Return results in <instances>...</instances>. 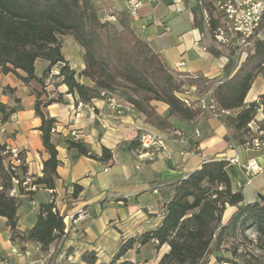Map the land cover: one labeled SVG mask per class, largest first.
<instances>
[{"label":"trees","instance_id":"obj_1","mask_svg":"<svg viewBox=\"0 0 264 264\" xmlns=\"http://www.w3.org/2000/svg\"><path fill=\"white\" fill-rule=\"evenodd\" d=\"M114 17L111 22L107 18ZM201 25L202 20L200 19ZM215 22L211 24L214 28ZM70 36L81 50L85 65L76 73L65 60L59 38ZM246 57L237 65L236 49L223 69L221 78H207L171 70L143 40L133 27L126 11L115 12L107 0H0V73L12 74L22 84H35L34 113L41 121L38 130L48 158L42 163V176L32 185L53 190L58 179L57 145L51 130L56 120L49 117L47 108L62 103V95L49 91L54 86L65 85L67 94L77 97V102L89 104L92 99L106 92L135 109L146 124L160 130H172V116L194 120L204 114L200 107L188 108L181 103L177 93L194 86L202 95L210 91V101L215 114L221 115L232 130V138L242 145L252 135L248 124L255 120L264 102L244 103L257 77H264V15L257 33L251 39ZM47 63L40 77L35 74L36 62ZM55 67L58 73L52 74ZM93 85L79 82L80 78ZM14 89L4 87L0 94L11 95ZM160 101L168 106L164 116L151 106ZM15 109L0 101V121L4 125ZM264 132V119L258 124ZM67 151L109 165L112 151L102 147L101 153H93L81 141L64 137ZM136 142H132V146ZM6 145L0 144V217L6 219L10 240L32 242L41 253L64 235L63 216L52 211V203L39 205L36 221L25 233L17 229V211L20 196L32 200L34 191L18 187V197H11V175L5 169L7 156L2 155ZM225 160L203 163L184 179L168 185L170 196L163 205L160 224L153 230L124 241L107 264H134L122 260L135 248L153 243L156 249L167 247L157 264H264V200L245 203L241 190L232 191ZM25 176V167L21 168ZM36 189V190H37ZM81 188L74 185L73 196ZM227 207L235 210L223 222ZM251 232V237L248 235ZM230 243V246H225ZM85 264L98 263L95 253L82 256Z\"/></svg>","mask_w":264,"mask_h":264},{"label":"crops","instance_id":"obj_2","mask_svg":"<svg viewBox=\"0 0 264 264\" xmlns=\"http://www.w3.org/2000/svg\"><path fill=\"white\" fill-rule=\"evenodd\" d=\"M127 0H107L115 12L125 11ZM139 20L133 22V27L148 46L157 53L163 62L173 71L189 75H202L207 78H221L229 53L224 49H216L209 42L206 29L201 25L200 13L195 0H149L145 1L138 11ZM61 51L69 66L78 74L85 65L81 50L70 36L59 38ZM184 65L178 69L177 63ZM47 63L36 62L35 74L40 77ZM58 71V67L53 69ZM79 82L87 86L93 84L80 78ZM52 81L47 86L54 94L62 95V103H54L47 108L49 117L56 120V133L52 135L57 145L58 179L53 189L56 206L62 214H70L78 208L86 211L90 206L97 208L95 217H89L72 227L63 238L49 246L52 250L65 251L68 264H85L82 256L93 252L98 263H109L119 246L126 240L146 231L155 229L161 222L162 207L168 201L170 189L168 185L178 179L186 178L203 163L211 160H225L238 156L241 165L228 163L226 167L230 178L232 191L241 190L244 202L254 203L264 200V148L245 153L232 138V130L224 123L222 117H213L204 113L194 120H185L172 116L169 122L172 130H160L146 124L143 117L132 107L128 111L117 114L109 109L106 100L99 96L89 104L77 108V97L67 94V87H55ZM4 87L14 89L11 95L0 94V101L15 109L17 123L0 121V127L5 133L0 136V144L18 148L25 161V176L36 178L42 176V163L48 158L41 141L38 127L41 121L34 113L35 84H22L12 74L0 73V92ZM264 102V77L259 76L254 81L244 103L253 101ZM122 106H128L118 101ZM154 111L164 116L168 106L160 101H152ZM264 119L261 109L252 122L254 129ZM147 126L157 130L164 138L165 148L155 151H142L139 148L138 128ZM79 133L78 140L85 144L93 153L100 154L102 147L112 151V162L105 165L84 156H76L74 151H67L62 143L70 133ZM132 142H136L132 146ZM251 160L257 167V172H251L242 166ZM81 190L73 196L74 185ZM65 203H61L62 200ZM49 192L38 188L34 191L32 200L26 195L20 196V206L17 211V229L27 232L35 223L39 205L47 203ZM25 203L29 206L25 207ZM117 207V219L106 215V207ZM233 207H227L223 215L225 222L234 212ZM21 212V213H20ZM122 212V214H120ZM7 241L0 251L9 249L3 258L0 254V264L31 262L37 245L32 242H12L6 219L0 217ZM96 224L100 231L92 232ZM8 242V243H7ZM153 247V243L145 246H135L122 260L140 264V260L129 257L131 253L141 252L144 248ZM15 248L19 251L28 250L29 257H17L11 253ZM156 249V248H155ZM167 252V247L156 249ZM161 255V256H162ZM159 256L154 264L160 260ZM146 259L145 257L142 258Z\"/></svg>","mask_w":264,"mask_h":264},{"label":"built area","instance_id":"obj_3","mask_svg":"<svg viewBox=\"0 0 264 264\" xmlns=\"http://www.w3.org/2000/svg\"><path fill=\"white\" fill-rule=\"evenodd\" d=\"M149 0H127L125 11L131 17L133 22L139 20L138 11L142 4ZM197 8L200 13L202 20V25L206 29L210 44L216 49L231 50L236 49L234 57L237 65L246 57L245 48L251 46V38L257 33L260 27L261 21L264 15V0H195ZM109 21H115V18L110 16L107 18ZM215 22L214 28H210L211 24ZM232 58L229 52L227 57L228 60ZM184 65L183 61L177 63L176 69ZM57 71H52V74H57ZM100 96L106 100V103L110 110L115 111L117 114H122L123 111L129 110V105L122 106L117 102L116 98L106 92H101ZM178 99L183 105L188 108L200 107L204 113H209L213 117H220L221 115H228V112H221L220 115L215 114L214 108L211 105L210 91L205 94L198 95L196 93V88L194 86L185 87L180 92L177 93ZM84 104L78 103L77 108L83 107ZM9 123H17L18 118L16 115H11ZM252 135L248 140H246L241 146L245 153L252 151H257L264 148V132L259 131L258 128L254 129L252 127V122L248 124ZM138 130V142L139 148L142 151H155L162 150L165 148V142L163 136L155 129L147 126H143ZM52 133H56V127L51 130ZM5 133V129L0 127V136ZM70 137L77 141L79 138V133L72 131ZM2 155L7 156L8 164H5V169L11 175L12 188L9 190V195L11 197H18V187L21 186L25 191H36L37 187L32 185L34 178L28 176L21 177V168L24 167L25 161L21 155V151L18 148H13L6 146L5 151ZM228 163L241 165L237 155L227 160ZM247 170L251 172H257V167L253 161L248 160L245 165ZM49 192V203L53 204L52 211L54 213H59L63 216V221L65 224L64 235L77 223L86 220L89 216L85 209L78 208L70 214H62L61 211L56 206V197L53 190H48ZM61 203H65L63 199ZM62 236V238L64 237ZM36 251L41 254L39 246L36 247ZM57 253L60 252L58 248ZM11 253L17 257H29L31 255L30 251L22 250L19 251L15 248L11 250ZM65 253L61 252L58 255V260H54L49 264H62L61 260L64 258ZM1 262V259H0ZM26 264H44L42 260L37 262H28Z\"/></svg>","mask_w":264,"mask_h":264},{"label":"rangeland","instance_id":"obj_4","mask_svg":"<svg viewBox=\"0 0 264 264\" xmlns=\"http://www.w3.org/2000/svg\"><path fill=\"white\" fill-rule=\"evenodd\" d=\"M248 48H245V50H247ZM228 53L231 52V50L227 51ZM29 206L28 203H25V207ZM97 211V208L95 205L93 206H90V209L87 211L88 213V216L90 219L92 220H96V215L98 213H96ZM106 215L108 214V216L111 217H114L117 219V216H119V213L117 212V207H115L114 205H109L108 207H106ZM21 213V212H20ZM122 214V212L120 213ZM100 231L99 227L94 224V226L92 227V232L94 234H98V232ZM248 235L251 237V232H248ZM6 241H7V236H6V232L5 230H3V223L0 221V246L3 247L6 244ZM17 242V240H16ZM8 243V242H7ZM225 246L229 247L230 246V243H227ZM8 252H9V249H3L0 251V254L1 256L6 257L8 255ZM61 252H64L65 253V256L64 258L61 260V263L62 264H68L69 263V259L67 257V254L65 251H60L59 253ZM162 251H158L156 250L155 248L153 247H147V248H144L141 252V257H139L138 254H140V252H133L129 255V257H131L132 259L136 260H140V264H154L156 259L162 255L161 253ZM59 253L56 252V249L55 250H52L50 252H46V253H41L40 255H35L32 262H37L38 260H42L44 262V264H49L50 262H53L54 260H58V255ZM143 257H145L146 259H142ZM9 264H14V260L11 259L10 263Z\"/></svg>","mask_w":264,"mask_h":264},{"label":"water","instance_id":"obj_5","mask_svg":"<svg viewBox=\"0 0 264 264\" xmlns=\"http://www.w3.org/2000/svg\"><path fill=\"white\" fill-rule=\"evenodd\" d=\"M260 200H263V197L259 196Z\"/></svg>","mask_w":264,"mask_h":264}]
</instances>
